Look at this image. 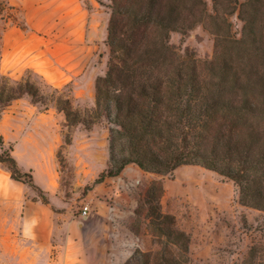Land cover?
<instances>
[{
	"label": "rangeland",
	"instance_id": "1",
	"mask_svg": "<svg viewBox=\"0 0 264 264\" xmlns=\"http://www.w3.org/2000/svg\"><path fill=\"white\" fill-rule=\"evenodd\" d=\"M8 3L15 21L0 18V87L29 81L43 98L33 103L23 94L0 105V148H12L19 168L31 171L49 204L30 187L32 200L21 188H10L19 199L2 207L1 264H124L136 250L155 251L136 214L155 181L164 187L162 211L189 237L192 264H243L251 252L264 264V212L241 206L236 186L216 173L196 166L164 176L139 169L94 184L108 163L106 119L90 129L68 126L47 98L67 99L80 113L94 108L95 80L107 70L111 0ZM206 3L211 13V0ZM231 21L239 35L241 22L236 15ZM170 43L182 56H212V36L201 26L185 37L172 33ZM0 175L8 180L2 165ZM47 184L48 192L41 187ZM85 206L89 213L82 218Z\"/></svg>",
	"mask_w": 264,
	"mask_h": 264
},
{
	"label": "trees",
	"instance_id": "2",
	"mask_svg": "<svg viewBox=\"0 0 264 264\" xmlns=\"http://www.w3.org/2000/svg\"><path fill=\"white\" fill-rule=\"evenodd\" d=\"M111 0L107 70L95 80V104L83 113L67 99L49 95L68 126L86 129L105 118L108 163L95 179L116 177L129 165L153 175L196 166L230 180L241 206L264 212V0ZM14 7L0 0V18L15 21ZM241 22L239 35L231 17ZM18 26V25H17ZM201 26L212 36V56H182L170 35L185 37ZM23 29V26H18ZM23 94L42 103L29 81L0 87V105ZM69 139L65 140L68 144ZM0 148L9 179L47 194ZM162 182L146 187L137 216L155 251L136 250L124 264H192L189 237L161 208ZM144 212V214H143ZM249 253L243 264H260Z\"/></svg>",
	"mask_w": 264,
	"mask_h": 264
},
{
	"label": "crops",
	"instance_id": "3",
	"mask_svg": "<svg viewBox=\"0 0 264 264\" xmlns=\"http://www.w3.org/2000/svg\"><path fill=\"white\" fill-rule=\"evenodd\" d=\"M138 171L140 170L137 167H135L134 165H129L123 170V173L125 172L126 174H130V173L137 174ZM123 173H121L120 176H122ZM105 183L106 182H103L102 184H99V185H107ZM99 185H97L96 187H98ZM15 186L21 188L25 197H28L30 200H32L35 197L33 191H31L29 187H27L26 185L14 182L10 180L9 177H8V180L7 179L3 180L0 175V216H1V211H2L3 206L11 207L12 204H15L18 201L19 199L18 196H16L10 189ZM41 187L44 188L47 192L49 191L48 184L41 186ZM0 264H1V257H0Z\"/></svg>",
	"mask_w": 264,
	"mask_h": 264
},
{
	"label": "built area",
	"instance_id": "4",
	"mask_svg": "<svg viewBox=\"0 0 264 264\" xmlns=\"http://www.w3.org/2000/svg\"><path fill=\"white\" fill-rule=\"evenodd\" d=\"M88 213H89L88 207H86V206L83 207L82 211H81V217L86 218L88 216Z\"/></svg>",
	"mask_w": 264,
	"mask_h": 264
}]
</instances>
